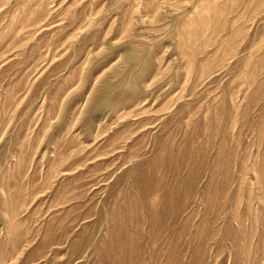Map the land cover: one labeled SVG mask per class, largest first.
<instances>
[{"label":"rangeland","instance_id":"374dc122","mask_svg":"<svg viewBox=\"0 0 264 264\" xmlns=\"http://www.w3.org/2000/svg\"><path fill=\"white\" fill-rule=\"evenodd\" d=\"M0 264H264V0H0Z\"/></svg>","mask_w":264,"mask_h":264}]
</instances>
